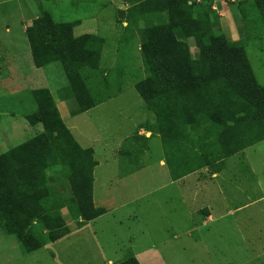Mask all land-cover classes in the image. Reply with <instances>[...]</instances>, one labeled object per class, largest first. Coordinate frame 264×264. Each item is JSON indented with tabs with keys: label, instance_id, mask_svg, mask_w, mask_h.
I'll return each instance as SVG.
<instances>
[{
	"label": "rangeland",
	"instance_id": "rangeland-1",
	"mask_svg": "<svg viewBox=\"0 0 264 264\" xmlns=\"http://www.w3.org/2000/svg\"><path fill=\"white\" fill-rule=\"evenodd\" d=\"M184 1L193 13L183 15V21L188 16L209 19L224 69L233 70L234 57L241 54L254 84L264 88V22L250 13V4L245 0ZM129 6L122 0H0V24H4L0 25V157L44 132L42 125L30 127L28 123L37 109L34 91L46 89L55 102H71L61 65L36 69L21 28L30 27L43 12L56 23L81 20L73 30L76 37L92 34L94 18L113 20L111 30L101 21L108 42L100 71L84 73L91 100L108 101L65 120L80 148L93 150L92 159L98 166L90 174L87 157L79 154L63 165L55 151L46 177L51 178V191L63 199V207L53 215L47 212L52 201L45 200L43 217L48 229L34 220L28 233L20 237L24 246L0 228V264H116L130 256L139 264H264V140L229 157L220 156L222 144L243 136L248 120L253 125L264 124L259 111L264 100L260 105L246 103L241 110L247 111L238 116L244 126L221 131L219 138L226 137L217 142H211L217 130L208 129L201 122L203 116L197 115L201 121L185 137L195 143L204 139L200 147L208 165L173 181L167 150L171 148L174 162L188 153L174 146V136L164 145L155 114L134 89L148 73L137 38L130 41L127 55L117 43L116 32L124 30L118 12L126 10L127 17ZM162 18L169 19L167 11L148 19L156 24ZM136 25L144 27L145 21ZM4 26L17 30L6 34ZM124 26L129 38H134V28L128 22ZM186 36L182 42L196 59L194 37ZM256 131L261 134V127ZM242 145L238 143L239 148ZM221 162L224 169L213 172ZM174 165L183 172L184 165ZM20 203L12 196L1 207L10 213ZM11 218H15L12 213ZM32 245L39 248L27 253Z\"/></svg>",
	"mask_w": 264,
	"mask_h": 264
},
{
	"label": "trees",
	"instance_id": "trees-1",
	"mask_svg": "<svg viewBox=\"0 0 264 264\" xmlns=\"http://www.w3.org/2000/svg\"><path fill=\"white\" fill-rule=\"evenodd\" d=\"M122 1L130 5L126 20L137 34L142 61L148 73L146 79L137 83L134 89L148 109L155 114L159 132L165 139L164 145L167 147L169 138L174 136V146L188 153L174 162L169 151L171 148L166 152L169 174L171 179L176 181L208 165L203 162L204 149L200 147L205 144L204 139L195 143L185 137L187 130L200 120L197 115L203 116L204 122L203 119L200 121L207 125L208 129L214 132L217 130L215 136H212L213 140L209 136L207 141L217 142L218 139L226 137V134H222L223 137L219 138L221 131L224 132L229 127L234 129V125L242 124L243 118L238 116L241 111H247L241 110L246 103L253 106L261 104L264 100V88L254 84L250 66L241 54L234 57L233 70L224 69L209 19L207 16L203 19L188 16L189 20L183 21V15L193 13L184 0ZM245 1L250 4V13L258 14V21L263 23L264 0ZM156 2L161 3L163 8H157ZM136 11H139L140 15L137 16ZM166 11L168 20L162 18L155 24L148 19ZM141 20L145 21L144 27L136 25ZM74 27V23H56L43 12L26 29V37L34 66L43 68L53 63L60 64L79 111L86 112L107 101V98L94 102L91 100L88 78L84 75L85 72H99L103 40L93 35L75 37ZM188 34L193 36L196 42V59L191 58L182 42ZM33 97L37 109L29 116L28 123L30 126L42 125L44 132L0 157V228L7 234L15 235L19 241L21 235L28 233L34 220L48 229V221L43 217L45 210L42 204L45 200L52 201L47 212L53 215L63 207V199L51 191L48 187L52 182L51 178L46 177L50 167L49 161L55 156V151L63 165L71 160V156L79 154L87 157L90 174L97 166L92 159L93 150H82L64 125L50 92L46 89L36 90ZM259 111L264 120V104ZM252 122H246L249 125L242 137L222 144L220 156L229 157L264 140V124L254 122L253 125ZM243 126L244 123L241 127ZM260 127L262 131L258 135L256 130ZM238 143L243 145L239 148ZM195 146L200 148L199 151L195 150ZM176 162L178 166L184 165L183 172L176 168ZM223 169L224 164L221 162L213 168V172L219 173ZM59 175L62 176L61 172ZM71 175L72 173L69 174ZM87 179L90 180L91 176ZM12 196L14 199L18 198L21 203L16 210L8 213V210L1 206ZM66 200L68 202V199ZM102 212L96 216H101ZM11 213L14 219L11 218ZM55 222L57 224L58 220L55 219ZM51 228L53 227L50 226L49 231ZM53 241L55 240H51ZM24 242L21 241L22 246ZM38 248L37 245H32L26 252H33ZM116 264L139 263L130 256L128 260Z\"/></svg>",
	"mask_w": 264,
	"mask_h": 264
},
{
	"label": "crops",
	"instance_id": "crops-1",
	"mask_svg": "<svg viewBox=\"0 0 264 264\" xmlns=\"http://www.w3.org/2000/svg\"><path fill=\"white\" fill-rule=\"evenodd\" d=\"M126 11V10H125ZM125 11H123L122 10V8H121V10L118 12V19L122 22V25H123V29L124 30H122V32H119V31H117L116 32V34H119V36L117 37V43H120L121 45H122V47L124 48V50H125V52H122V53H126L125 55H127V52H126V50H129V45L131 44V40H132V43L134 42V40L133 39H135V38H137V40H138V37H137V34H136V32H135V34H134V38H129V36H130V34H129V30H128V28L127 27H125L124 26V24H125V22L127 23V20H126V16H125ZM102 18H99V17H97V18H94V19H92V24H93V27H91V30H92V34H84V35H93V36H97V37H99V38H101L102 40H103V44H102V51H101V59H100V64H99V69H98V71H100V65H101V60H102V57H103V53H104V51H105V46H106V43L108 42V35L107 34H105V30L107 29V28H109V30H111L112 28L110 27V26H112L113 25V20H110L109 18H104V20H101ZM101 21H105L104 22V24H105V27H106V29H103V28H101V24H102V22ZM77 22L78 23H76V22H74V25H75V27L78 25V24H81V20H77ZM0 25H4V24H0ZM5 27V26H4ZM27 27H29V26H26V27H22L21 29V31L23 32V34L25 35L26 34V29H27ZM5 31V33L6 34H11V32H16V28H14V30L12 31V29L10 28V27H5V29H4ZM73 30H74V28H73ZM135 31V30H134ZM74 34V33H73ZM75 36V35H74ZM81 36V35H80ZM76 37V36H75ZM138 45H139V50H140V44H139V40H138ZM122 48V49H123ZM115 50V49H114ZM118 50V49H117ZM110 51H113L112 50V48H111V50ZM30 52V51H29ZM115 52V51H114ZM113 56L115 55V53L114 54H112ZM111 55V56H112ZM31 63L33 64V61H31ZM34 65V64H33ZM36 69H40V68H36ZM37 90H40V89H37ZM51 94V93H50ZM52 96V95H51ZM53 97V96H52ZM59 98H62V96L60 97L59 96ZM54 100V99H53ZM108 101V100H107ZM104 102H106V101H104ZM104 102H102V103H104ZM54 103H55V105H56V107H57V109H58V112H59V114H60V117H61V119H62V121H63V123H64V125H65V120L66 119H68V118H71V117H74V116H77V115H80V114H83V113H85V112H80L79 111V106H78V104H77V102L75 101V99L73 98V96L71 95V102L68 104V103H66L63 99H61V100H59V102H55L54 101ZM101 103V104H102ZM100 105V104H99ZM99 105H97V106H99ZM97 106H95V107H97ZM94 107V108H95ZM94 108H92V109H94ZM92 109H90V110H92ZM90 110H88V111H90ZM88 111H86V112H88ZM30 127H36V126H30ZM94 154H95V152H94ZM98 166V165H97ZM96 166V167H97ZM95 167V168H96ZM209 219H210V217H209Z\"/></svg>",
	"mask_w": 264,
	"mask_h": 264
}]
</instances>
